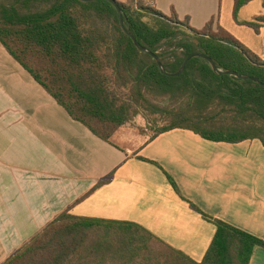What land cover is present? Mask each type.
<instances>
[{
	"label": "trees",
	"instance_id": "obj_1",
	"mask_svg": "<svg viewBox=\"0 0 264 264\" xmlns=\"http://www.w3.org/2000/svg\"><path fill=\"white\" fill-rule=\"evenodd\" d=\"M115 1L124 28L159 58L167 73L200 54L218 70L259 84L219 76L202 58L191 59L177 77L162 75L155 60L123 32L106 0H0V44L71 119L104 142L143 110L166 120L149 141L181 129L210 142L258 140L264 147V62L258 56L214 27V20L195 30L175 12L170 17L158 12L150 0ZM249 1L233 0L236 22ZM242 24L258 32L264 14ZM113 86L124 88L127 97L112 96ZM190 208L215 226L200 262L137 224L77 217L68 209L3 264H249L254 248L264 249L262 240L213 220L193 204Z\"/></svg>",
	"mask_w": 264,
	"mask_h": 264
},
{
	"label": "crops",
	"instance_id": "obj_2",
	"mask_svg": "<svg viewBox=\"0 0 264 264\" xmlns=\"http://www.w3.org/2000/svg\"><path fill=\"white\" fill-rule=\"evenodd\" d=\"M263 1L250 0L236 22L233 0H150L195 30L214 20L264 62V26L256 32L242 24L264 14ZM190 204L264 242L261 142H210L181 129L149 141L127 128L104 142L71 119L0 44V264L68 209L77 217L137 224L200 262L215 226ZM249 264H264L263 248H254Z\"/></svg>",
	"mask_w": 264,
	"mask_h": 264
},
{
	"label": "water",
	"instance_id": "obj_3",
	"mask_svg": "<svg viewBox=\"0 0 264 264\" xmlns=\"http://www.w3.org/2000/svg\"><path fill=\"white\" fill-rule=\"evenodd\" d=\"M79 1H81V2H85V3H89V2H92V1H95V0H79ZM106 1H108V2H109V3L115 8V10H116V12H117V14H118V17H119V24H120V26H121L123 32L126 34V36H128V37L133 41L135 47H136L140 52L150 55V56L155 60V62L157 63L158 69H159V71H160V73H161L162 75L167 76V77H177V76H179L180 74H182V72L184 71V68H185L186 64H187L191 59H193V58H202V59H204V60L210 65V67H211V69L213 70V72H214L215 74L219 75V76H222V75H228V76L235 77V78H237V79H239V80H251V81H254L255 83H258V84H259L258 80L255 79V78H250V77H246V76H241V75H238L237 73L232 72V71H224V72H223V71L218 70V69L216 68L214 62H213L209 57L204 56V55H200V54H192V55L188 56V57L183 61V63L181 64L179 70H178L176 73H173V74L167 73V72L164 70V68H163V66H162V64H161V62H160V60H159V58H158L155 54L149 52L147 49H145L143 46H141V45H140V44L134 39V37L132 36V34H131L127 29L124 28L122 9H121L120 6L117 4V2H116L115 0H106Z\"/></svg>",
	"mask_w": 264,
	"mask_h": 264
},
{
	"label": "rangeland",
	"instance_id": "obj_4",
	"mask_svg": "<svg viewBox=\"0 0 264 264\" xmlns=\"http://www.w3.org/2000/svg\"><path fill=\"white\" fill-rule=\"evenodd\" d=\"M121 1V0H118ZM123 4H127L126 1L122 2ZM149 3V2H148ZM148 5L151 6L149 3ZM112 96H115L119 99H125L128 95V92L121 87L113 86V90L111 92ZM169 103L166 101H161L162 106H167ZM166 120L164 117L158 115H153L148 113L147 111L139 110L138 115L132 120V122L126 126L127 129H132L135 132L146 135L149 139L154 135V132L165 124ZM125 264V263H122ZM129 264H141L140 260H136L135 263Z\"/></svg>",
	"mask_w": 264,
	"mask_h": 264
}]
</instances>
